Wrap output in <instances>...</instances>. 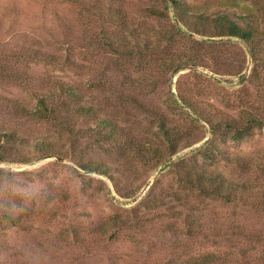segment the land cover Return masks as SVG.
I'll use <instances>...</instances> for the list:
<instances>
[{
    "label": "rangeland",
    "instance_id": "obj_1",
    "mask_svg": "<svg viewBox=\"0 0 264 264\" xmlns=\"http://www.w3.org/2000/svg\"><path fill=\"white\" fill-rule=\"evenodd\" d=\"M74 1L0 0V133L16 135L10 139L11 147L25 139L23 146L9 148L8 162L0 164L4 174L0 264H183L188 256H199L206 249L228 254L229 264H264V198L256 196L264 190V127L254 128L248 139L237 142L221 128L214 135L206 122L190 113L210 111L213 105L220 113L236 118L248 111L264 117V43L246 45L238 39L181 31L175 27L172 9L170 20L140 18L142 7L163 9L162 0L120 3L131 27L168 31L174 37L172 51H184L201 62L173 75L159 66V59L167 57L163 53L142 57L110 53L99 38L118 32L122 20L100 17L80 6L82 1L105 6V0ZM186 2L198 6L200 12L209 9L242 14L246 10L264 15V0ZM252 47L259 50V61L252 58ZM32 51L62 57L68 54L77 68L43 63L29 56ZM57 81L80 86L86 98L98 104L100 115L116 125L120 143L98 139L94 130L99 122L94 117L76 120L73 134L51 122L27 118L22 111L36 103L34 93ZM188 101L196 106L188 108ZM159 116L173 126L182 149L171 161L170 146L162 143L157 129ZM212 140L235 159L230 163L223 160L217 166L247 182L252 190L247 193L250 198L227 204L190 195L188 204L185 199L181 207L175 202L180 197L176 195L187 192L166 167L192 149L203 144L208 147L206 143ZM189 143L194 145L185 148ZM158 149L166 161L155 168L152 160ZM49 150L56 154H48ZM138 150L146 160L136 156ZM57 154L64 161L58 160ZM191 156L202 163L199 154ZM82 161L105 164L116 181L83 170ZM13 196L26 200L33 210L29 217L7 206L14 204ZM144 200L150 206L155 201V208L165 207L149 213L142 205L138 211L145 217L144 227L117 234L112 218L122 216V222L131 221L126 218L128 210ZM188 206L201 211L193 216L196 228L207 234L214 228L223 229L221 232L232 239L214 244L186 241L189 249L184 251V240L181 250L168 244L165 233L173 239L179 237L181 231L173 225L184 217ZM3 211L8 218H2ZM103 226L109 240L101 242L104 238L98 233Z\"/></svg>",
    "mask_w": 264,
    "mask_h": 264
},
{
    "label": "trees",
    "instance_id": "obj_2",
    "mask_svg": "<svg viewBox=\"0 0 264 264\" xmlns=\"http://www.w3.org/2000/svg\"><path fill=\"white\" fill-rule=\"evenodd\" d=\"M66 2L75 3L69 0H64ZM107 3L105 6H92V3L87 4V2H80V6L91 10L92 14H98L100 17L105 15L111 16L112 18H118L122 21L119 23L118 32L112 35L110 32L102 34L99 41L107 47L110 53H114L119 57H133V56H155L158 54H165L166 58H160L159 64L161 69L166 71H171L173 75H176L188 68H196L201 65V62L197 58L189 57L184 53V51H172L173 35L164 30H150L144 31L142 29H137L131 27L129 24V18L125 13H122L119 4L122 5L126 0H105ZM164 2V8L160 9L153 6L142 7L140 9L141 19H152L155 21L170 20L173 18L175 21V27L179 26L181 31H187L191 34H197L201 37L215 36L221 38H233L243 41L246 45L257 44L262 41L264 43V15H252L246 10H242L244 13L239 14L237 11H216L210 12L209 9L199 11V7L186 2V0H162ZM172 9V18L170 15V10ZM95 10V11H94ZM188 29V30H187ZM29 56L37 57L43 63H51L53 65H63L66 64L67 67L77 68V64L73 61L67 54L65 57L59 56L56 53L44 51H32ZM252 58L256 61L261 59L260 52L257 47H252L250 49ZM34 58V57H33ZM36 59V58H34ZM258 59V60H257ZM36 103L24 109L23 114L27 118H31L37 121H48L63 129H65L70 134L75 133L73 126L76 120L82 122L88 120L89 118H96L95 120L99 122L96 126L95 134L97 133V138H103L105 141L111 142V144H119L120 139L116 135V125H113L111 119L106 115H100L101 109L97 107L98 104L94 101H89L84 93V90L77 85L71 83L57 81L51 84H47L42 92L34 93ZM188 108L196 106L191 104L189 101L186 102ZM210 111L201 110L196 112L191 110L190 113L195 115L196 118L206 122L214 135L217 134L218 129H224L226 132L224 134L230 136L233 140L237 142H243L248 139L252 130L256 127H264V117L257 114L249 113L240 114V117H232L229 114H223L222 112L215 108L213 105ZM141 108V107H140ZM109 129L108 132L105 130ZM159 133L161 134L162 143H167L171 152L169 154V161L173 157L177 156L182 149L178 148L179 140L175 139L176 131L173 130V126L168 124V121L159 116V123L157 126ZM86 133V131H81ZM104 132V133H103ZM106 132V133H105ZM77 133H79L77 131ZM17 138L14 133H0V142H6L4 145H0V164L8 162L6 155L8 154L9 148L13 150L15 147L23 146L25 144V139H19L18 142H13L12 147L10 145V139ZM208 145H201L196 149L190 150L186 155L177 158L172 161L170 165L166 168L171 169L174 174L177 183L187 192V195L177 194L176 204L183 206L182 202L186 199V204L190 200V195H195L201 199H208L211 201H222L227 204H235L240 202H245L247 193L252 191L250 185L247 182H240L234 177L227 175L222 171L217 164L223 160L230 163L235 161L234 157L223 153L216 143L212 140ZM194 144H187L185 148H190ZM183 148V149H185ZM51 151V152H50ZM161 150L155 151V159L152 162L156 163L155 168L160 166L164 162V157L161 154ZM199 154L202 158V163L197 160H193L191 154ZM48 154H56L52 150H49ZM136 156L139 159H145V154L138 150L136 151ZM60 156L57 154V157ZM135 156V157H136ZM237 156V155H236ZM61 158V157H59ZM146 160V159H145ZM155 160V161H154ZM166 161V160H165ZM81 168L90 173H98L102 176L107 177L110 181L115 182L116 179L112 174V169H109L105 164L100 163L94 164L93 162L81 163ZM3 171L0 169V188L4 189L3 186ZM151 195V194H150ZM257 199L260 200L264 198V190L260 193H256ZM129 198V197H126ZM155 198V197H154ZM153 198V200H154ZM15 200L14 204H9L10 208H17L20 214L24 217H29L33 210L27 206L25 199L19 196H13ZM188 200V201H187ZM26 202V203H25ZM144 203V204H143ZM155 201L151 204H146V200L140 203L137 208L133 210H128L127 217L131 218V221L126 219L122 222V216L112 218L114 220V225L116 226V233L121 232H138L139 228L144 227L146 224L145 217L141 215L138 209L142 205H146L144 209L146 212H153L164 208L162 205L155 208ZM200 205V203H198ZM14 205V206H13ZM198 208V207H196ZM36 209V207H34ZM5 210V209H4ZM201 211L199 209H193V207L188 206L186 208V213L184 217L177 218V222L174 223L173 227L176 231H181L179 237L173 239V236H169L166 232L163 237L168 244L175 245V249L181 250L182 240L185 241L182 244L184 249L182 251L189 249L186 241L198 240L205 244L215 243L219 241H228L232 239V235L224 234L223 229L217 230L214 228L206 233L204 230H199L200 228L195 227V219L193 216H197ZM2 218H8V215L3 211ZM197 218V217H196ZM171 227V226H170ZM169 227V228H170ZM168 228V229H169ZM93 235V231L89 232ZM109 232L105 226L99 229L98 236L103 237V241H108L107 238ZM171 233V235H173ZM181 236V237H180ZM111 238V237H110ZM229 255L221 253L218 250L206 249L204 253L199 254V256H188L183 264H229Z\"/></svg>",
    "mask_w": 264,
    "mask_h": 264
},
{
    "label": "water",
    "instance_id": "obj_3",
    "mask_svg": "<svg viewBox=\"0 0 264 264\" xmlns=\"http://www.w3.org/2000/svg\"><path fill=\"white\" fill-rule=\"evenodd\" d=\"M50 158H53V156L52 157H50ZM58 160H60V161H64L62 158H59V157H56Z\"/></svg>",
    "mask_w": 264,
    "mask_h": 264
},
{
    "label": "clouds",
    "instance_id": "obj_4",
    "mask_svg": "<svg viewBox=\"0 0 264 264\" xmlns=\"http://www.w3.org/2000/svg\"><path fill=\"white\" fill-rule=\"evenodd\" d=\"M27 194H28L29 196H31L33 193H31V192H28Z\"/></svg>",
    "mask_w": 264,
    "mask_h": 264
}]
</instances>
